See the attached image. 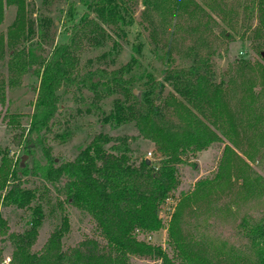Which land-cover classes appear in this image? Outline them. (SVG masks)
I'll return each mask as SVG.
<instances>
[{
	"label": "trees",
	"instance_id": "obj_1",
	"mask_svg": "<svg viewBox=\"0 0 264 264\" xmlns=\"http://www.w3.org/2000/svg\"><path fill=\"white\" fill-rule=\"evenodd\" d=\"M43 3L52 4V0ZM132 3L141 5L143 15L151 17L149 35L154 42L157 34L161 35L157 39L165 42L164 35L170 37L171 27L178 23L189 26L194 19L210 18L195 0L71 1L65 15L69 34L58 44L53 40L56 27L51 14H39L32 21L27 19L26 0H0V23L5 7L16 8L11 26L0 34V61L6 59L8 82H17L25 73L38 78L28 124L19 133L21 155L28 157L30 166L19 159L11 164L0 151V206L21 210L25 222L18 231H9L0 216V253L2 242L11 245L6 264H136L135 259L172 264L173 256L165 247L151 241L163 228L169 237L166 246L181 264H212L201 244L177 230L175 216L185 196L169 212L167 225L160 217L161 211L170 209L167 201L178 186L177 165L234 127L225 98L228 91L221 81H211L209 57L189 47L182 54L190 59V65L171 68L170 47L161 42L167 65L157 80L151 72L139 71L140 46L133 44L129 61L116 69L82 72L78 68L81 48L110 42L112 51L118 45L116 38L125 39L132 26ZM78 5L84 7L81 13ZM251 9L257 30L264 35V0H251ZM164 85L169 88L166 94ZM69 88L90 95L87 109H99L102 123L111 127L132 123L137 135L153 143L158 160L137 158L128 136L113 137L101 131L71 159L59 161L51 155L49 138L64 142L71 135L67 128L51 134L60 91ZM222 150L231 151L227 145ZM23 176L38 183L27 187ZM242 183L250 188L261 186L258 180L243 179ZM68 206L86 214L91 228L79 240L67 243ZM45 214L53 215L57 225L46 241L32 250ZM232 230L245 241L252 254L251 264H264V211L243 216Z\"/></svg>",
	"mask_w": 264,
	"mask_h": 264
},
{
	"label": "rangeland",
	"instance_id": "obj_2",
	"mask_svg": "<svg viewBox=\"0 0 264 264\" xmlns=\"http://www.w3.org/2000/svg\"><path fill=\"white\" fill-rule=\"evenodd\" d=\"M71 1L77 0H52V4H45L43 0H26L27 19L34 21L39 14H51L56 27L54 43H62L69 34L70 24L65 22V15ZM195 1L210 18L194 19L189 26L178 23L176 27H171L170 37L164 35L173 58L168 67L189 66L190 59L182 54L189 47H195L198 53L208 56L211 81H221L222 88L228 91L225 98L234 117V127L221 134L219 141L186 156L177 165L178 186L167 201L170 209L161 211L160 217L167 225L169 212L185 196L175 216L179 234L201 244L212 264H251V252L232 229L243 216H257L264 211V35L257 30L251 0ZM4 9L0 34L11 26L16 14L13 6ZM77 11L81 13L84 7L78 5ZM129 12L132 26L125 39H115L118 43L116 48L109 50L110 42L102 47L81 48L78 68L82 72L96 68L111 71L126 64L132 53L131 45L136 44L140 46L139 71L151 72L157 80L162 78L167 60L162 55L165 47L160 43L165 42L161 41L162 38L157 39L161 35H156V42L150 37L148 20L151 17L143 15L141 5L132 3ZM204 21L207 27L203 26ZM5 62L6 59L0 61V151L6 153L11 164L19 159L27 161L30 166L28 157L21 155L19 133L21 127L28 124L38 78L33 73H25L17 82L10 84ZM164 87L163 94H166L169 88ZM60 95V107L54 117L51 134L67 128L71 135L64 142L49 138V152L59 161L71 159L98 131L113 137L126 135L130 150L137 158H149L153 162L158 160L153 143L137 135L132 123L111 127L99 120V109H87L91 100L89 94L69 88L64 92L61 90ZM223 145H227L231 151H223ZM22 179H26L27 187L37 182L31 176H23ZM243 179L253 183L258 180L261 186L250 188L242 183ZM198 180H202V183L197 187L195 183ZM68 210L70 232L67 243L79 240L91 228L86 214L81 215L70 206ZM22 214L14 207L0 206V216L7 222L9 231L16 232L23 227ZM56 225L55 217L45 214L32 250L46 241ZM168 238L163 228L153 234L151 241L165 247L168 254L173 256L172 264H181L172 249L166 246ZM2 243L1 264H6L11 245L8 241ZM133 261L136 264H160L159 261L147 259Z\"/></svg>",
	"mask_w": 264,
	"mask_h": 264
},
{
	"label": "built area",
	"instance_id": "obj_3",
	"mask_svg": "<svg viewBox=\"0 0 264 264\" xmlns=\"http://www.w3.org/2000/svg\"><path fill=\"white\" fill-rule=\"evenodd\" d=\"M148 155L150 154V152L147 153Z\"/></svg>",
	"mask_w": 264,
	"mask_h": 264
},
{
	"label": "water",
	"instance_id": "obj_4",
	"mask_svg": "<svg viewBox=\"0 0 264 264\" xmlns=\"http://www.w3.org/2000/svg\"><path fill=\"white\" fill-rule=\"evenodd\" d=\"M22 160H23V157H22Z\"/></svg>",
	"mask_w": 264,
	"mask_h": 264
}]
</instances>
